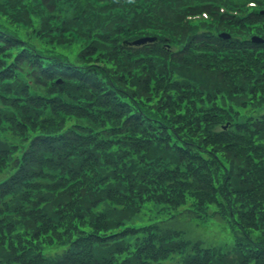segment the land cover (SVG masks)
Returning a JSON list of instances; mask_svg holds the SVG:
<instances>
[{
  "label": "rangeland",
  "instance_id": "1",
  "mask_svg": "<svg viewBox=\"0 0 264 264\" xmlns=\"http://www.w3.org/2000/svg\"><path fill=\"white\" fill-rule=\"evenodd\" d=\"M106 1L111 0H47L44 3H41L40 0H0V40H13L12 43L0 46V80L6 84L4 87L2 86L3 89L0 87V148L2 157L6 160L5 162L0 160L3 162L0 166V187L13 176L19 184H28L27 181L30 179L25 176L27 172L20 171L18 167H15V171L11 170L10 161L14 158L20 159L32 137L48 134L55 137L64 130L72 129H77L81 134L82 132L93 133V136H84L87 138L85 141L88 149L81 154L82 164L75 165L72 169H67L63 165L60 167V174L68 175L70 172L72 174L69 180L67 177H61L62 183L55 182L60 188L53 195H58L60 198L67 188H71L73 190L72 204L62 208L65 220L62 230H57L54 233L55 240H51L50 235L45 236V243H56L57 241V245H59H45L43 249L46 257H51V253L60 255L61 251L66 249V237L71 235L73 229L77 231V234L71 236L70 239L77 237L75 243L88 244L92 240H96L106 244L104 237L110 231L124 234L130 231L129 228L150 225L154 220L166 218L173 212L179 213L190 209L193 211L191 219H188L187 215L183 213L161 226L172 230L175 234L171 244L183 245L180 251L177 250L179 255L162 260V264H180L186 249L192 250L193 255L199 250L212 252L198 256L214 263L221 259L225 260L226 264H264L262 255L256 252L252 253L248 248L246 253L243 244H238L241 230L231 226L232 221L239 222L249 239L256 243L260 249H264V214H258L261 209H264V185L258 186L257 178L251 172L253 170L260 173L264 180V168L258 163L259 158L264 155V136L260 133L254 134L249 127V119L260 117L264 113V91L255 87V81L250 82L247 86H236L237 83L235 84L233 79L231 86L226 82L219 81L220 86L215 92L210 89L214 86L209 81V76L201 75L197 65L193 71L196 84L192 82V88L200 91L199 95L205 98L204 101L197 99L192 105L187 100V96L185 99H178L177 91L169 89L162 92L148 91L146 96L138 98L139 102L144 100L151 110L165 106L166 100L169 103L177 100L178 105L173 113H181V121L187 118L185 113H192V110H195L194 116L200 119L202 125L206 120L220 123V125L229 121L232 123L230 129L234 132L231 135H241V138L238 137L234 141L240 146L231 152V159L223 141L213 140L214 135H211L208 140L202 139L200 145H202L203 160L187 159V162L192 170L201 173L199 176L204 181L205 191L197 190L190 184L191 181H194V177L182 175L176 178L175 182L170 181V183H185L177 188L179 195L171 202L166 198L154 197L134 199V192L131 190H146L143 181L140 178H134L132 173L133 171L139 172L137 162L144 155L138 157L131 156L128 152L124 153L129 149L122 151L119 148L123 147V143L128 142L129 139L125 140L124 137L118 135L111 136V139L117 140L113 141L110 148L111 153H115L114 169L105 171V173L116 177L115 182L111 184L114 185V189H108L109 180L102 182L101 179H97L99 173L95 171L96 165L92 164L91 159L97 154L95 148L98 147L100 140L98 134L95 133L96 130H93L96 129L94 128L95 124L88 123L86 115L92 116L96 122L99 119L96 125L100 126V129L115 126L121 122V119L107 118V115L103 114L104 109L101 111L102 113H92L97 112L98 109L97 104H93L90 99L94 95L90 92L83 93L84 100H80L77 94L79 89L76 85L77 81H65L64 79V84L54 82L57 77L63 78L62 74L75 73V76H78L79 70L76 67L85 72H91L96 70L98 65L105 67L107 64H115L106 57L105 53L113 52L120 45L122 39L132 38L134 35L159 34L165 38L161 40L163 43H167V38H169L168 42L172 49L180 48L192 39V32H184V29L194 25L198 28L208 25L212 27L210 30L213 33L228 28L234 34L239 33L240 36L237 37L247 39L248 36L256 31H261L264 27L262 28L260 23H254L249 25L250 28H246L239 20H242L241 17L248 11L258 9L264 14V0H237L240 6L239 10L232 9L235 0H217L219 13L229 12L235 18H232L231 22L222 24L220 21L217 22L214 12L202 14L198 10L200 7L196 8L197 5H201V2L194 6L195 11L183 13L181 17L177 10L173 9L174 14H170L171 17L162 19L158 17V11L152 13L151 10L149 12L139 11L137 15L117 21L112 20L109 13H114L116 8L110 9ZM122 1L126 3V0H120V2ZM204 1L208 3L211 0ZM187 2L193 4L189 0ZM215 25L217 28L213 27ZM119 34L121 37L118 36ZM98 40L101 41V44H97ZM22 44L31 48L40 58L55 60L53 65H48L45 68L57 70H53L49 74L42 73L48 75L49 81L44 84L34 82V77L31 75L32 69L24 62L17 67L15 61L22 59L20 55L23 51ZM208 50H211V47ZM100 52L103 53L100 54ZM124 57L133 59V55L131 57L124 55ZM149 57L153 59L144 65L148 74L162 66V62L156 60L155 57ZM56 61L65 64H57ZM169 66L176 67L177 64ZM14 67L16 68L15 72ZM36 67L38 70L41 69V61ZM3 74H5L4 77H2ZM133 79L136 80L135 75ZM177 79L181 81L180 77ZM205 89H207L206 94ZM107 91L113 93L122 103V107L118 108L115 113H126L131 110L123 102L125 95L130 96L132 92L129 85H118L115 89L109 88ZM23 100L25 104H23ZM20 103L23 105L19 106ZM15 108H20L21 113H15ZM240 127L245 129L241 130ZM211 129L216 133L218 126H211ZM103 136L109 139L107 134ZM158 147L156 146V148ZM233 166L237 168L241 177L240 183L237 185V190L241 192L239 195L236 188L233 187L220 192L219 178L224 171L233 172ZM48 167L50 166L48 165ZM84 169H89L91 172L84 173ZM118 174H122L123 177H117ZM10 175L11 177H8ZM76 178L81 179L79 184H85L86 192L83 194L74 188V185L79 182ZM221 180H224L223 183H225L229 178L223 176ZM126 183L128 191L125 193ZM64 184L66 187L62 188ZM76 188L79 186L77 185ZM34 190H41V188L28 184L26 193H31ZM121 190L124 193H121ZM17 191L22 193L21 190ZM227 198L229 200L231 198L232 203L235 202L238 211L242 207L239 198L246 203L244 216L235 213L233 220L228 219L226 213L230 212L233 204L229 208L226 204ZM248 202H253V204ZM136 206H138L139 212L135 215L141 217L140 222H133L135 217L128 218ZM26 207V204L22 205L23 209ZM249 209H251L250 214L248 213ZM12 214L13 212L8 210L4 213L5 217L0 218V233L2 231L9 232L7 219ZM47 214L50 215L49 212ZM117 214H120V219L126 220H118L111 224L110 217ZM39 217L40 214L36 213L21 219L17 218L16 221L19 224L15 226L14 231H20V226L30 224L32 219ZM79 225H81L80 229ZM107 226L114 228L108 231L106 230ZM92 231H96V233ZM118 242H133V238L126 236ZM98 251L95 250V253ZM102 251L110 260L113 258L110 248ZM132 252L133 250L131 253L119 252L118 263L124 264L125 258ZM34 253L37 252L31 250V255ZM2 255H10L9 240L3 242ZM193 255L190 257L193 258ZM6 261L7 263L11 262L10 260ZM38 262V258L33 260L35 264ZM4 263L5 259L0 257V264ZM149 263L159 264L155 261H148L147 264Z\"/></svg>",
  "mask_w": 264,
  "mask_h": 264
},
{
  "label": "trees",
  "instance_id": "2",
  "mask_svg": "<svg viewBox=\"0 0 264 264\" xmlns=\"http://www.w3.org/2000/svg\"><path fill=\"white\" fill-rule=\"evenodd\" d=\"M44 1L47 2V0ZM189 1L193 2V4H189L187 0H134V5L131 4L132 6L125 9L124 14L127 17H131L135 15L136 10L142 12L152 10V13L158 11V17L165 19L171 17L170 14H174V10H177L179 17H181L183 13H189L191 10L195 11L196 8L200 7L198 10L207 14L214 12L217 22L220 21L221 24L231 22L233 18V15L229 12L219 13L217 8L219 3H217V0H211L208 3H205L204 0ZM200 2L201 5H197L195 8L194 6ZM239 7L237 0H235L232 9L239 10ZM115 17L117 19V16ZM241 19L239 22L246 28H250L249 25L254 23H260V25L262 24V28L264 27V14L258 9L248 11ZM102 20L104 19L102 18ZM121 20L123 18H119L117 21ZM213 27L217 28V25ZM210 29L212 30V27L208 25H205L203 28H198L195 25L186 27L184 32H192V39L186 45L177 49H172L171 44L168 42L169 38L167 37V43L159 41L164 38L159 34H155L158 41L142 46L129 47L120 44L113 52L105 53L106 57L115 64H107L105 67L98 65L96 70L91 72H85L81 68L76 67L79 70L78 76H75V73L63 74V84L65 81L70 80L78 82L76 85L79 87L77 94L80 100H84L83 93L90 92L94 95L90 99L93 104H97L98 109L97 112L92 113H102L101 111L104 109L105 112L103 114L107 115V118L121 119V122L115 126L100 129L101 127L96 125L99 119L96 122L92 116L86 115V121L95 124L94 128L96 129L93 130H96L95 133L98 134L100 140L98 147H96L98 149L95 148L97 154L92 157L91 162L93 165H96L95 171L99 173L97 179H101L102 182L109 180L108 189H114V185L111 184L116 180L115 176L105 173L109 169H114L115 153L112 154L110 148L113 141L117 140L111 139L113 135L124 137L125 140L129 139L128 142L125 141L123 143V147L119 148L122 151L127 148L129 149V151L125 150L124 153L128 152L131 156L138 157L144 155L137 162L139 172L133 171L132 173L134 178H140L143 181L146 190H131L134 192V199L154 197L159 199L166 198L171 202L179 195L177 188L185 185V183H170V181L175 182L176 178L182 175L194 177V181H191L190 184L197 190L202 189L205 191L204 181L199 176L201 173L197 170H192L187 162V159L203 160L202 145H200L201 140H208L211 138V135H214L212 137L213 140L224 142L228 148L227 151L230 159L231 152L240 146V144L234 141L238 137L241 138V135H231L234 133L230 129L232 123L225 130H221L220 123H212L209 120L204 121L202 125L200 119L194 116L196 113L195 110H192V113H185L187 118L181 121V113H173L178 105L177 100H173L170 103L166 100L164 103L165 106L156 107L154 110H151L144 100L140 102L138 100V98L146 96L148 91L162 92L163 90L169 89L177 91L178 99H185L187 96V100L192 105L197 99L204 101L205 98L199 95L200 91L196 88L193 90L192 88V82L196 84V80L193 78L195 76L193 71L197 65L201 71V75L209 76V81L214 86V88L210 89L215 90V92L220 86L219 81L226 82L231 86L232 79L235 84L237 83L236 86H247L250 82L255 81V87L260 91H264V43H255L250 39L251 36L264 38V29L254 33L252 32L253 34L248 36L247 39L237 37L240 34L237 32L234 34L228 28L223 31L228 32L230 38L220 39L218 38L220 31L213 33ZM12 42L13 40L10 39L0 40V46ZM97 44L101 43L97 42ZM21 46L23 50L20 54L22 59H16L15 64H17V67L24 62V64L32 69L31 75L34 77V82L44 84L49 81L50 79L46 73H51L53 69H46L45 67L53 65L55 60L40 58L31 48L23 44ZM209 47H211V50H208ZM102 53L100 52V54ZM152 54H158L161 58L170 59V61H168L167 66H164L166 62L161 63L162 66L160 68L155 71H150V74H148L144 65L150 62V59H153L149 57ZM124 55L129 57L133 55V59L125 58ZM143 56L144 58H142ZM39 61H41V69L38 70L36 69V65L39 66ZM56 63L65 64L57 61ZM133 64L137 65V67H134ZM173 64H177V66H169ZM15 71L16 68L14 67ZM43 72L46 73L42 74ZM134 75L136 80L133 79ZM4 76L5 74L2 77ZM177 77H180L181 81ZM123 84H127L132 88L130 96L125 95L123 99V102L131 110L126 113H115L118 108L122 107V103L118 101L113 93L107 91V89H115L118 85ZM5 85L4 81L0 80V87L2 88ZM204 92L206 94L207 89ZM23 104H25L24 100ZM23 104L20 103L19 106ZM15 109V113H21L20 108ZM255 119H249V127L254 134L260 133L264 136V113ZM216 125L218 126V130L215 133L211 129V126ZM244 129L243 127L241 128V130ZM104 134H107L109 139H106L103 136ZM84 136H93V133L87 134L82 132L81 134L77 129H72L64 130L55 137L51 134L36 135L31 138L27 148L21 154L20 159L14 158L10 161L12 165L10 167L11 170L15 171V167H18L20 171L27 172L25 176L30 179L27 181L28 184L37 186L41 190L31 192L36 195L26 193L28 184H19L15 181V177H11V175L8 176L11 178L1 185L0 218H4V213L8 210L13 212L12 216L7 219L9 232L2 231L0 233V257L5 259L4 264H35L33 263L35 258L39 259V262L36 264H119V252L131 253V250L133 252L127 255V258L123 262L124 264H147L148 261H155L162 264V260L170 256L179 255L180 253L177 250L179 249L180 251L183 245L171 244L175 234L172 230L162 228L161 226L171 222V220L183 213L191 219L193 211L190 209H185L179 213L173 212L166 218L154 220L150 225L129 228L130 231L124 234L110 231L114 227L107 226L106 230L110 231V233L104 237L106 238V244L96 240H92L88 244L75 243L77 237L70 239L71 236L77 234V231L73 229L71 230V235L66 237L67 246L65 250L61 251L60 255L51 253V257L45 256L43 249L45 245L59 246L57 245V241L56 243H45V236L50 235V239L55 240L54 233L57 230H62L65 220L62 208L65 205L72 204L71 196L73 190L71 188H67V191L60 198L58 195H53L60 188L55 182L62 183L61 177H67L69 180L72 174V172L68 175L65 173L60 174V167L62 165L67 169H72L75 165L82 164L81 154L88 149L85 141L87 138ZM156 146L159 147L156 148ZM1 159L4 160L3 162L6 161L2 157V150L0 148ZM3 162H0V166ZM258 163L264 168V155L262 158H259ZM83 172L90 173L91 171L84 169ZM251 172L257 178V185H264L261 174L253 170ZM32 173L34 174L29 176ZM116 176L123 177L122 174ZM223 176L224 178H229L225 183H223L224 180H221ZM221 178H219L220 192H224L229 187L236 188L237 190V185H239L241 180L237 168L234 166L233 172L229 170L224 171L222 172ZM76 180L79 179L76 178ZM80 180L77 183L79 188H76L77 185H74V188L75 190H80L81 194H83L86 192V187L84 183L79 184ZM131 184L132 180L130 181V186ZM65 187L66 184L62 186V188ZM17 190H21L22 193ZM127 191L128 184L126 183L125 193ZM120 192L124 193L122 190ZM236 192L238 195L241 194L238 190ZM227 199L226 204L229 208L233 204L230 212L226 213L228 219L233 220L235 213L244 216V213H246V209H244L246 203L239 198L242 207L238 211L235 202L232 203L231 198L230 200L229 198ZM248 203L253 204V202ZM23 204L27 205L26 209L22 208ZM107 210H109L108 207ZM250 211L251 209H249V214L251 213ZM138 212V206H136L128 218L135 217L132 221L140 222L141 217L135 215ZM36 213L40 214L39 218L32 219L30 224L20 226V231H14L15 226L19 224L16 221L17 218L21 219ZM258 214H264V209H261ZM119 216L120 214L111 216L109 219L111 224H114L118 220H126L120 219ZM232 222L233 224L231 226L233 228L241 230L238 244H243L246 253L248 252V248L252 253L256 252L264 257V249H260L256 243L249 239L244 229L240 227L239 222ZM92 232L96 233V231ZM126 236L133 238V242H118ZM8 240L10 242V255H2L3 242H7ZM108 248L111 249L113 256L111 260L102 251ZM31 250L37 253L31 255ZM95 250L99 251L95 253ZM184 253L185 256L183 255V260L180 264H226L225 260L220 259L214 263L198 256L212 253L209 251L199 250L193 255L192 250L186 249ZM192 255L193 258L190 257ZM6 260H10L11 262L7 263Z\"/></svg>",
  "mask_w": 264,
  "mask_h": 264
}]
</instances>
